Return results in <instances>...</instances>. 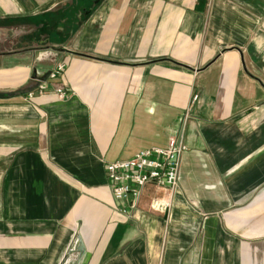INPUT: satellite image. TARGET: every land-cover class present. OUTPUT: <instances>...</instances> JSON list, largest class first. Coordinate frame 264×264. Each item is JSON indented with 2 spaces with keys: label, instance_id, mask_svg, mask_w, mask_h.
<instances>
[{
  "label": "crops",
  "instance_id": "crops-1",
  "mask_svg": "<svg viewBox=\"0 0 264 264\" xmlns=\"http://www.w3.org/2000/svg\"><path fill=\"white\" fill-rule=\"evenodd\" d=\"M95 2L0 0V264H264V0ZM174 135L177 188L115 200Z\"/></svg>",
  "mask_w": 264,
  "mask_h": 264
},
{
  "label": "built area",
  "instance_id": "built-area-1",
  "mask_svg": "<svg viewBox=\"0 0 264 264\" xmlns=\"http://www.w3.org/2000/svg\"><path fill=\"white\" fill-rule=\"evenodd\" d=\"M65 69L58 63L48 74V79H56ZM38 93H47L50 89L47 82H39ZM53 93L59 99H65L67 93L56 89ZM33 94H29L31 98ZM197 96L193 97V101ZM186 148L177 137L170 138L164 148L153 147L141 150L130 159L106 163L105 171L112 195L119 202L136 201L142 190L153 185L158 189L174 190L180 177V164ZM134 203V202H133Z\"/></svg>",
  "mask_w": 264,
  "mask_h": 264
},
{
  "label": "rangeland",
  "instance_id": "rangeland-1",
  "mask_svg": "<svg viewBox=\"0 0 264 264\" xmlns=\"http://www.w3.org/2000/svg\"><path fill=\"white\" fill-rule=\"evenodd\" d=\"M60 63H61V62H60ZM57 64H58V63H57ZM57 64H55V67H56ZM63 64H64V63H63ZM64 65H65V64H64ZM55 67H54V68H55ZM173 137H176V136L174 135ZM173 137H172V138H173ZM178 184H179V183H178Z\"/></svg>",
  "mask_w": 264,
  "mask_h": 264
},
{
  "label": "water",
  "instance_id": "water-1",
  "mask_svg": "<svg viewBox=\"0 0 264 264\" xmlns=\"http://www.w3.org/2000/svg\"><path fill=\"white\" fill-rule=\"evenodd\" d=\"M99 0H96V2L95 3H97Z\"/></svg>",
  "mask_w": 264,
  "mask_h": 264
}]
</instances>
